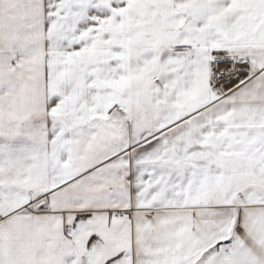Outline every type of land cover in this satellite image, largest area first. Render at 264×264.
Returning a JSON list of instances; mask_svg holds the SVG:
<instances>
[{"label": "snow or ice", "instance_id": "snow-or-ice-1", "mask_svg": "<svg viewBox=\"0 0 264 264\" xmlns=\"http://www.w3.org/2000/svg\"><path fill=\"white\" fill-rule=\"evenodd\" d=\"M0 264H264V0H0Z\"/></svg>", "mask_w": 264, "mask_h": 264}]
</instances>
